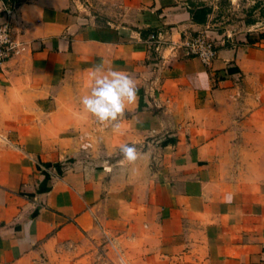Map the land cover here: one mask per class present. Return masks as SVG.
Returning a JSON list of instances; mask_svg holds the SVG:
<instances>
[{"label": "crops", "instance_id": "crops-1", "mask_svg": "<svg viewBox=\"0 0 264 264\" xmlns=\"http://www.w3.org/2000/svg\"><path fill=\"white\" fill-rule=\"evenodd\" d=\"M212 4L0 0L23 47L0 65V264H264V25L216 29ZM100 65L137 84L119 130L81 104Z\"/></svg>", "mask_w": 264, "mask_h": 264}, {"label": "clouds", "instance_id": "clouds-1", "mask_svg": "<svg viewBox=\"0 0 264 264\" xmlns=\"http://www.w3.org/2000/svg\"><path fill=\"white\" fill-rule=\"evenodd\" d=\"M137 84L127 73L105 70L102 65L91 72L90 90L81 98V104L92 117L105 127L119 130L120 120L128 106L137 102ZM123 160L135 163L140 152L134 144L120 146Z\"/></svg>", "mask_w": 264, "mask_h": 264}, {"label": "rangeland", "instance_id": "rangeland-1", "mask_svg": "<svg viewBox=\"0 0 264 264\" xmlns=\"http://www.w3.org/2000/svg\"><path fill=\"white\" fill-rule=\"evenodd\" d=\"M211 25L223 31L240 32L264 25V0H212Z\"/></svg>", "mask_w": 264, "mask_h": 264}, {"label": "built area", "instance_id": "built-area-1", "mask_svg": "<svg viewBox=\"0 0 264 264\" xmlns=\"http://www.w3.org/2000/svg\"><path fill=\"white\" fill-rule=\"evenodd\" d=\"M15 8V4L7 11L10 15ZM153 39L152 36L149 37ZM184 50L188 56L196 57L204 66H210L216 57V47L213 40L204 31H199L195 35L189 36L183 44ZM23 50L20 44L16 43L11 36V29L8 22L0 25V65L5 63L12 56L17 55ZM93 122L99 128L105 126L100 124L94 117ZM91 147L90 142L83 141L81 150L86 151Z\"/></svg>", "mask_w": 264, "mask_h": 264}, {"label": "trees", "instance_id": "trees-1", "mask_svg": "<svg viewBox=\"0 0 264 264\" xmlns=\"http://www.w3.org/2000/svg\"><path fill=\"white\" fill-rule=\"evenodd\" d=\"M210 13V9L203 8L199 10L198 13L193 15V21L196 23H204L206 21L207 15Z\"/></svg>", "mask_w": 264, "mask_h": 264}]
</instances>
